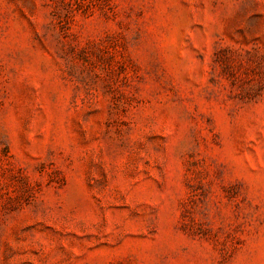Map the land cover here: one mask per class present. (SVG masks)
I'll use <instances>...</instances> for the list:
<instances>
[{
  "label": "rangeland",
  "instance_id": "1",
  "mask_svg": "<svg viewBox=\"0 0 264 264\" xmlns=\"http://www.w3.org/2000/svg\"><path fill=\"white\" fill-rule=\"evenodd\" d=\"M0 264H264V0H0Z\"/></svg>",
  "mask_w": 264,
  "mask_h": 264
}]
</instances>
